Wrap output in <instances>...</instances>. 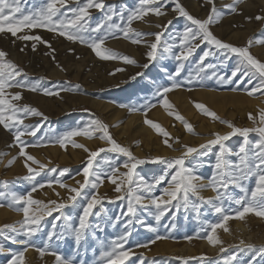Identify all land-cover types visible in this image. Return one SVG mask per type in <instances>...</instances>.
I'll use <instances>...</instances> for the list:
<instances>
[{
  "label": "rangeland",
  "instance_id": "rangeland-1",
  "mask_svg": "<svg viewBox=\"0 0 264 264\" xmlns=\"http://www.w3.org/2000/svg\"><path fill=\"white\" fill-rule=\"evenodd\" d=\"M189 1L191 0H180V3L186 7ZM194 1L197 3L199 2V6H196L194 9L191 8L190 11L192 12H190V14L193 15L194 13H198L193 16L200 19L207 18L211 5H209V7L204 0ZM225 1H227L228 4L232 3V0ZM104 2L106 5L104 11L97 9L89 10L91 13L90 24L92 26L103 21L106 13L110 11H115L116 13L123 11L126 20L129 12L139 6L138 0H104ZM253 2H255V0H253ZM44 3L45 0H21L20 7L24 14H28L29 12L39 10L43 7ZM225 4L226 3L220 4L221 6L217 5L218 9L225 11L226 14L221 18L219 23L210 26L211 31L222 41L231 43L235 46H245L249 40H253L254 43L250 51L257 59L264 62L254 51V48L258 49L264 47V44L255 43V41L264 39V21H257L255 19L251 21L247 20L246 17H249V15L242 14L243 10L240 8H238V13H230L224 7ZM75 6V0H69L68 7ZM174 7V0H165L163 11L174 14ZM263 8L264 6L262 5L254 6L250 16H264V14H262L264 11ZM63 10L64 9H62V11ZM204 12L205 17L202 15ZM19 15L18 13L17 16ZM160 17L161 16L149 13L143 21H134L132 27L143 32L155 33L164 31L163 28L161 30L151 29L158 24L157 20ZM171 21L172 24L168 26L167 31H164V35L161 38L162 44L166 42L172 43V37L177 33H182L184 26L189 23L185 18L179 15H177L175 20L172 18ZM112 23H121L118 15L113 17ZM26 33L40 36L44 41H48L51 45V49L55 51L52 52L47 45L39 41L18 40L10 33L5 32L0 33V50L9 54L7 59L19 65V67L28 74L31 80L44 77L45 79L41 81L43 87H71L74 88V90L61 91L59 96H45L40 93L17 88L8 90L10 92L22 91L23 99L19 103L36 107L47 116V120H43L42 117L37 116L26 118L24 120L25 124L35 125L40 123L42 126L39 131H37L35 137L27 135L22 137L29 145H43L29 146L25 150L39 160L40 163L47 165V168L41 172L40 176L36 177L34 182H30L24 179V177L28 175L27 168L24 166V157H18L14 164L10 167L7 166L8 161L11 160L12 157L18 156L20 149L14 142L12 132L5 130L3 126L0 125V153H7V155L0 158V193L4 194L3 197H0V203L5 205L4 207H0V227L6 224L13 225L22 220V213H18L7 207V204L10 201L12 193L26 194L31 190L35 182L43 184L44 187L37 188V190L32 193L33 199L41 200L45 203L51 200H55L58 203H68V207L62 209V212L72 217V222L74 224L78 223V216L82 212L83 204L86 203L82 198L83 195H88L90 197L94 192H98V195L104 198L103 207L106 210L102 214L104 230H90L86 240L82 242L80 246L79 253H77L74 241L71 237L62 241H55L53 244V248L57 253L66 258L75 260L76 264H80L81 261H83L84 264H103L101 260L102 251L105 250L106 245H108L112 239L118 237L124 231V224L127 221L126 217H121L120 222L113 226L112 219L120 216L121 212L126 210L127 200H117V195H124V193H116L114 191V185L107 180H105L104 184L99 187L98 190L86 187L82 192V197H78L75 203L68 201V196L70 195L68 190L66 188H61L59 184L56 183V181H61L71 187H79L77 181L83 183L84 178L82 171L87 165V160L89 158V152L84 151L82 148L73 147L70 142L67 143L64 148H62L59 143L55 142L65 133L77 128H83L91 120L98 118L109 125V132L112 137L119 144L125 146L120 136L115 133L116 121L108 122V120L101 117L98 112L88 105V101L94 99L110 105L117 103L113 106H120L123 105V103L126 104L133 99L139 100L140 106L146 102H151L156 104V107L151 108L147 112V115L149 113L148 117L152 116L154 111L160 110L169 121L174 122L177 133L172 132L169 123L166 125L158 119L154 120L170 134L171 138H173L170 139L169 142L173 143L177 151H173L166 147L163 143V139L165 138L154 129V135L150 140L143 138V140H137L130 146L134 155L141 159L155 156L177 157L184 151L182 145L198 147L208 139H211L213 133L220 132L223 134L230 131V129L220 123V121H213L210 117L202 114L195 107V103L206 105L209 110L214 111L223 120L231 121L238 127H252L253 124L252 121L248 119V114L252 113L254 116H258V110L264 108V95L256 93L249 96L246 91L259 83L258 77L253 78L252 84H249L247 78L243 81L238 78H233L231 83H222L216 77L212 76V73L215 72L217 75L230 77L231 72L238 63L237 57L234 54H230L231 58L226 59L220 52H215L214 55L209 56L204 61L205 65L213 64L216 66L215 68L206 69L207 75L201 73L200 77L192 79L191 83L185 79L189 73H192L193 77L196 76L197 61L203 51L207 50V46L204 44H201L189 60L185 61L184 70L181 76L177 78L183 83V87L175 89L167 94L168 101L173 106L171 110H168L163 107L159 97L155 95V92L160 85H170L172 83V81L168 80L167 76L174 72L178 62L171 55L166 54L165 58L149 63L146 56L149 49L146 44H133L130 40L124 39L122 36L119 39L110 38L105 41L104 47L120 55H128L134 58L137 64L140 65L136 66L125 64L120 59L101 60L87 46L78 42H70L64 37H60L57 33L49 32L43 28H35L32 30L24 29L22 32H18L17 35L19 36ZM145 39L151 43L155 40V37L148 36L145 37ZM242 42L246 43L243 44ZM33 43H36L35 51H33L31 47ZM176 43H178V41H176ZM21 49L24 50L21 51ZM70 49L74 51H69ZM173 51L178 52L179 49L174 48ZM53 56L55 59L52 58ZM143 63L148 64V68H143ZM57 64L60 67H58ZM61 68L64 70H61ZM116 69H124V71H115ZM163 69H167V73L163 71ZM137 73H143V75L136 76ZM73 75L77 79L74 80ZM133 76H136V79H131ZM123 77L124 80L120 83H109L110 81L118 80ZM76 85H79V88H75L74 86ZM233 89L236 90L233 91ZM206 92L215 94V97L205 98L203 94ZM227 95H234L235 97L229 99L226 97ZM184 101L186 102L185 104ZM170 111L174 114H169ZM140 113L145 115L143 109H141ZM175 114H179L190 122L196 134L187 132L183 123L175 118ZM99 135L100 133H95L92 139H88L85 136H77L73 137L72 140L76 143L85 145L91 151H96L99 148L108 149L110 145L105 140L99 139ZM174 138H179V143H174ZM250 139H255V134H251ZM240 142V137H233L227 141L226 144L228 147L236 150ZM217 150V148H213L208 155H197L193 153L187 158L186 165L193 168L197 175L203 176L205 182H207V179L214 171L215 153ZM137 152L145 153L138 154ZM230 158L233 160L235 159L234 156ZM125 159V157L117 153L105 151L101 152L99 156L95 158L93 164L96 170L107 172L109 171L108 162H111L112 166H116L117 164H122ZM32 167L38 169V165L33 164ZM51 168H56L57 171H48V169ZM164 168L165 166L162 164L147 163L140 165L137 171L147 181L152 182L154 177L160 175L164 171ZM63 169H68L69 171L64 176H60L59 172ZM120 171L123 172L126 171V169L121 167ZM168 179H170V176ZM5 181H7L6 186L4 184ZM49 181H52L51 187L48 186ZM252 183V181H249L248 186L251 187ZM167 186V183L157 186L154 195L159 196L162 189ZM206 190L211 191L210 189ZM227 191L233 196L238 197L240 195L239 189L232 186H230ZM57 193L59 195H57ZM215 195L216 193L211 191L209 196H203L208 198L214 197ZM192 199L195 200L194 197ZM145 203H147V201H145ZM173 203H175V201H173ZM225 207L231 209L233 212L239 208V206L232 201H225ZM154 211L155 209L151 207L148 210L138 208V216L144 221V225L142 226L139 223L133 222L130 226L129 230L131 231V236H129L125 247L131 250V254L129 259L125 261V264H184V261H187V264H202V257L207 260L208 264H224L223 258L236 250L235 246L239 245L240 240H244L246 244L251 243L255 245L257 249L264 246V218L258 217L255 214H246L242 220L237 218L231 219L230 221L239 220L245 226V230L242 229L236 234L235 239L231 238L230 241L224 240L222 234L218 233L217 236L224 245H216L214 252L210 250L209 246L206 244L205 248L202 250L199 249L200 244L207 241L199 237L206 235L204 230L208 228L209 224L216 223L220 219L211 205L201 204L199 216H197L191 207L187 210L183 207L179 210L171 209V211L166 213L159 222L154 218ZM57 215H59V213L54 212L52 216H46L42 221L44 232L39 234L35 241L38 246H42L44 236L48 231L52 230L53 223L57 225L62 223V221H55L53 219V217ZM90 220L93 223L96 222L95 217H90ZM149 225L154 227L156 231H150L148 229ZM157 236L165 238L156 239ZM186 237L193 238L189 240L186 239ZM153 240H155V243L151 242ZM0 244L10 250H19L22 247L21 245L14 244L10 240L5 239L3 236H0ZM144 244H147V247L137 246ZM187 246H191L193 252H188ZM221 247L226 248L228 251L221 253ZM32 251L35 254L37 253L36 255L40 257L39 252L34 249H32ZM45 256L48 257V264H55L54 256ZM10 258V252L0 253V264H7ZM238 259L241 264H249V261H251L252 264H264V254H260L257 251L240 252ZM40 261L45 260L40 258ZM42 264L44 263L42 262Z\"/></svg>",
  "mask_w": 264,
  "mask_h": 264
},
{
  "label": "snow or ice",
  "instance_id": "snow-or-ice-1",
  "mask_svg": "<svg viewBox=\"0 0 264 264\" xmlns=\"http://www.w3.org/2000/svg\"><path fill=\"white\" fill-rule=\"evenodd\" d=\"M20 2L21 0H0V33H10L13 37L22 41H39L51 49L50 43L44 41L38 35H29L27 33L17 35L18 32H22L24 29L43 28L49 32L57 33L60 37H64L70 42H78L87 46L101 60L120 59L125 64L136 66L140 65L137 64L134 58L128 55H120L104 47L105 41L110 38L119 39L122 36L133 44H146L149 49L146 53L149 63L165 58L166 54L171 55L178 62L174 72L167 76L172 83L170 85H160L155 92L165 109L171 110L173 108L168 101L167 94L183 87V83L177 78L181 76L184 70L185 61L189 60L201 44L206 45L207 50L203 51L197 61L196 76L193 77L192 73H189L185 77L189 83H191L192 79L200 77L201 73L207 75L206 69L216 67L213 64H204L206 58L214 55L215 52H220L226 59L231 58L230 54H234L238 63L231 72V76L225 77L217 75L215 72L212 73V76L222 83H231L233 78H238L241 81L247 78L249 84H252L253 78L258 77L259 83L246 91L249 96L256 93L264 95V62L257 59L250 51L254 41L249 40L245 46H235L222 41L211 31L210 26L219 23L226 14L225 11L216 7L215 0H205L211 7L207 18L204 19L194 17L180 3V0H174L175 7L173 11L177 12L180 17L185 18L189 23L184 26L182 33H177L172 37V43L166 42L163 44L161 43V38L164 35V31H167L168 26L172 24L171 20L165 25L157 24L156 27L163 28L164 31L155 33L138 31L132 27V24L134 21H143L149 13L156 16L165 15L166 12L163 11L165 0H138L139 6L129 12L126 20L123 11L120 13L110 11L106 13L104 20L96 23L95 26L90 24L91 13L89 10L104 11L106 7L104 0H75V7H68L69 0H45L43 7L28 14L23 13ZM244 2L245 0H232L231 4L224 7L230 13H238V6ZM62 9L64 10L62 11ZM18 13L20 14L19 16H17ZM117 15L121 23H112L113 17ZM246 19L249 21L252 19L264 21V16H249ZM148 36H154L155 40L149 43L145 39ZM255 43L264 44V39L255 41ZM31 47L35 51L36 43H33ZM174 48H178L179 51L174 52ZM23 50L21 49V51ZM51 51L54 52L55 50L51 49ZM69 51L74 50L70 49ZM8 55L7 52L0 50V125L5 130L12 132L14 142L20 150L18 156H14L8 161L7 166L10 167L14 164L18 157H24V166L28 171V175L24 179L34 182L36 177L40 176L41 172L47 168V165L40 163L34 156L27 153L25 149L29 146L43 145H29L22 137L26 135L35 137L42 125L40 123L35 125L25 124L24 120L30 116L42 117L43 120L48 118L36 107L19 103L23 99L22 91L10 92L8 90L17 88L45 96H59L61 91H73L74 88L43 87L41 81L45 79L44 77L35 80L29 79L28 74L19 65L7 59ZM52 58L55 59L54 56ZM57 66L60 67L58 64ZM148 66V64H144L142 67L146 69ZM61 70L64 69L61 68ZM115 71H124V69H116ZM163 71L167 73V69H163ZM142 75L143 73L136 74V76ZM136 76L131 77V79H136ZM74 87L79 88V85ZM235 90L233 89V91ZM120 107H129L130 112L141 110L140 108L127 105H120ZM141 107L145 116H147V112L151 108L156 107V104L146 102ZM195 107L213 121H220L230 131L223 134L215 132L212 134L211 139H208L198 147L182 145L184 151L177 157L155 156L146 159L138 158L129 147L119 144L110 134L109 125L98 118L91 120L83 128H77L65 133L55 141L62 148L70 142L73 147L82 148L84 151L89 152L87 165L82 171L83 183L77 181L79 187H71L61 181H56L61 188H66L70 193L68 201L75 203L78 197H82V192L86 187L98 190L105 180L114 185L116 193H124V195H117V200H127L126 210L122 211L120 216L112 219L114 226L120 222L121 217H126L127 221L124 224V231L118 237L112 239L106 245L105 250L102 251L101 260L103 264H125V261L129 259L131 250L127 249L125 245L129 236H131L130 226L133 222L144 225V221L138 216V208L144 210H148L150 207L154 208V218L159 222L171 209L179 210L183 207L187 210L191 207L199 216L201 204L211 205L220 219L216 223L209 224L208 228L204 230L206 235L199 238L206 239L212 246L223 243L217 236V229L229 232L227 222L230 219L237 218L242 220L246 214H255L264 218V108L258 110V116H254L252 113L248 114V119L253 124L252 127H238L231 121L223 120L204 104L195 103ZM169 114L174 113L170 111ZM175 118L183 123L187 132L196 134L190 122L179 114H175ZM144 122L165 138L163 143L166 147L177 151L173 143L169 142L173 138L159 123L147 118ZM95 133H100L99 139L105 140L110 145L108 149L99 148L96 151H91L85 145L72 140L73 137L77 136H85L88 139H92ZM251 134H255V139H250ZM233 137L241 138L236 150L226 144ZM174 143H179V138H174ZM213 148L218 149L215 153L214 171L207 179V182H205V178L197 175L193 168L188 167L186 161L193 153L208 155ZM105 151L117 153L126 159L122 164H117L116 166H112L111 162H108L109 171L107 172L98 171L94 167L93 161L101 152ZM4 155H7V153H0V158ZM233 156L235 157L234 160L230 158ZM147 163L165 166L164 171L154 177L152 182L147 181L137 171L140 165ZM33 164L38 165V169H34L32 167ZM121 167L126 169V171L121 172ZM48 171L56 172L57 169L51 168ZM68 171V169L60 170L59 175L64 176ZM169 176L170 179H168ZM249 181L253 182L251 187L248 186ZM163 183H167L168 186L162 189L159 196L154 195L157 186ZM4 184L6 186L7 181ZM51 184L52 181H49L48 186L51 187ZM230 186L239 189L240 195L238 197L231 195L227 191ZM42 187H44L43 184L35 182L31 190L26 194H11L7 207L22 213L23 218L16 224H6L0 227V236L22 247L19 250H10L0 244V253L10 252L11 258L7 261V264H28L26 253L29 249L36 250L41 257L45 255L54 256L55 264H76L75 260L57 253L53 248L54 242L71 237L76 251L79 253L80 246L86 240L90 230H104L102 214L106 210L103 207L104 198L99 196L98 192H94L90 197L83 195L82 198L86 203L83 204L82 212L78 216V223L74 224L72 217L62 212V209L68 207V203H58L55 200L45 203L44 201L33 199L32 193L37 188ZM206 189H210L216 195L205 198L201 193ZM3 195V193H0V197H3ZM57 195L59 194L57 193ZM193 197L195 200L192 199ZM225 201H232L239 208L233 212L225 207ZM4 206L3 203H0V207ZM54 212L59 213V215L53 217V219L62 221V223L59 225L53 223L52 230L48 231L44 236L42 246H38L35 241L39 234L44 232L42 221L46 216H52ZM90 217H95L96 222L93 223ZM148 229L153 232L156 231L151 225L148 226ZM163 238L165 237H156V239ZM192 238L186 237L189 240ZM151 242L155 243V240ZM137 246L147 247V244ZM235 248L234 252L223 258L224 264H241L238 259L240 252L257 251L260 254H264V246L257 249L255 245L246 244L244 240H240L239 245L235 246ZM227 251L224 247L220 248L221 253ZM201 262L202 264H208L203 257ZM80 264H84V262L81 261ZM184 264H187V261H184ZM249 264H252V262L249 261Z\"/></svg>",
  "mask_w": 264,
  "mask_h": 264
},
{
  "label": "bare ground",
  "instance_id": "bare-ground-1",
  "mask_svg": "<svg viewBox=\"0 0 264 264\" xmlns=\"http://www.w3.org/2000/svg\"><path fill=\"white\" fill-rule=\"evenodd\" d=\"M202 2V1H201ZM205 2V0H204ZM216 3V7L218 8V6H221L220 4H224L228 5L227 1L225 0H215ZM218 5V6H217ZM224 5V6H225ZM256 5H262L264 6V0H255V2H253V0H245L244 3L240 4L238 6V8L243 10L244 15H251V13L253 12V7ZM196 6H199V2L197 3L196 1H189L186 4V10L190 12V9H194ZM209 6V4H208ZM210 7V6H209ZM202 8V7H201ZM264 9V8H263ZM239 10V9H238ZM206 11V10H205ZM262 11V10H261ZM194 14H198V13H194ZM193 14V15H194ZM264 14V11L263 13ZM177 13L175 12L173 13H166L165 15L161 16L158 20L157 23L159 25H165L167 24V22L169 20H171L172 18H177ZM203 17H205V12L202 14ZM201 16V15H200ZM241 16V15H240ZM253 16V14H252ZM233 17V16H232ZM206 18V17H205ZM255 21V20H254ZM156 24V23H155ZM249 24V23H248ZM139 25V24H138ZM232 27V26H231ZM249 28V27H248ZM151 29H155V30H161L162 28H158V27H153ZM249 30V29H248ZM159 32V31H158ZM161 32V31H160ZM253 33V31H252ZM248 34V33H247ZM245 34V35H247ZM244 35V37H245ZM247 39V38H246ZM247 41V40H246ZM243 44L246 42H242ZM242 45V44H241ZM255 45V44H254ZM244 46V45H243ZM254 51L258 54V56L260 57V59H262L264 61V47H260L258 49L254 48ZM145 63V62H144ZM143 63V64H144ZM142 64V65H143ZM140 71V70H139ZM57 75V74H55ZM73 79H77L74 75H73ZM79 79V78H78ZM122 80H124L123 78H120L118 80H113L110 81L109 83H120L122 82ZM108 83V82H107ZM179 94V93H178ZM202 95V94H201ZM205 96V98H212L215 97V94H212L210 92H206L203 94ZM221 95V94H219ZM223 95V94H222ZM225 96V95H224ZM233 96V97H232ZM226 97L230 98H234V95H227ZM237 97V96H236ZM239 98V97H238ZM132 99V98H131ZM143 101V100H142ZM108 102V101H106ZM186 102L184 101V104ZM112 104V103H111ZM115 105L117 103H114ZM113 104V105H114ZM120 104V103H118ZM88 105L95 110L96 112L99 113V115H101V117H103L104 119L108 120V122H112V121H116V129H115V133L117 135L120 136V138L122 139V142L124 143L125 146L129 147L131 146L132 143H134L137 140H143V138H146L148 140L151 139V137L154 135V129L151 128L150 126H148L147 124H145V119H151L152 121L158 119L159 121L165 123L166 125L169 123L170 127L172 129V132L177 133V130L174 126V122L169 121V119H167L163 113L160 110H156L152 113V116L148 117L149 113L147 116H145L144 114H141L140 111H135V112H130L129 111V107H120V106H113L110 105L108 103H105L103 101H99V100H94L91 99L90 101H88ZM123 105H127V106H131V107H136V108H141V106L139 105V100L137 99H133L132 101H128L126 104L123 103ZM255 105V104H254ZM154 110V109H153ZM152 111V110H151ZM183 111V110H182ZM181 111V112H182ZM185 112V111H184ZM150 113V114H151ZM155 122V121H154ZM163 126V125H162ZM94 147V146H93ZM96 147V146H95ZM103 147V146H102ZM138 154H144L145 152H137ZM136 153V154H137ZM148 153V152H147ZM77 161V160H76ZM1 166V165H0ZM213 166V165H212ZM162 170V169H161ZM211 194V191L208 190H204L202 192V195H206L209 196ZM231 220V219H230ZM228 221L227 222V227L229 228V232H224L223 229H217V234L221 233L224 240H229L235 239L236 234H238L242 229L245 230V226L238 220V221ZM52 224V223H51ZM231 243V242H230ZM205 244L209 246L210 250L216 249L215 246H212L208 243V241H205L203 243L200 244L199 249L202 250L203 248H205ZM223 244V243H222ZM224 245V244H223ZM165 247V246H164ZM215 247V248H214ZM188 248V252L191 251L193 252V248H191V246H187ZM219 248V247H218ZM185 249V248H184ZM195 250V249H194ZM187 251V250H185ZM215 252V251H214ZM199 253V251H198ZM212 253V252H211ZM37 254V253H36ZM32 249H29V251L27 252V260H28V264H42V262L44 264H48V257L47 256H43V257H38L36 255ZM200 255V254H199ZM212 255V254H211ZM215 255V254H214ZM40 258H43L45 261H40Z\"/></svg>",
  "mask_w": 264,
  "mask_h": 264
}]
</instances>
